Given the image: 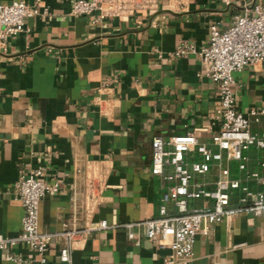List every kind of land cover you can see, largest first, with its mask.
I'll list each match as a JSON object with an SVG mask.
<instances>
[{"label":"crops","instance_id":"obj_1","mask_svg":"<svg viewBox=\"0 0 264 264\" xmlns=\"http://www.w3.org/2000/svg\"><path fill=\"white\" fill-rule=\"evenodd\" d=\"M11 2L38 13L0 51V234L20 228L22 208L13 193L19 171L39 168L46 182L57 183L39 201V232L107 224L81 234L72 264H162L167 248L147 240L141 225L131 228L130 239L123 227L157 212L163 188L150 173L151 138L190 132L208 142L209 134L196 128L212 122L218 106L204 66L173 51L181 42L204 45L210 25L226 29L243 8L218 0H156L153 14L97 20L96 13L71 15L69 0H0ZM245 3L249 9L264 0ZM232 80L237 110L264 108L263 64L246 65ZM249 129L264 130V115ZM245 154L248 169L264 174L258 164L264 150L250 146ZM186 157L199 158L195 152ZM230 168L238 174L234 162ZM58 247L51 239L46 264L56 263ZM8 253L20 264L36 259L19 243L0 249V264H14ZM189 264H264V217L240 212L197 232Z\"/></svg>","mask_w":264,"mask_h":264},{"label":"built area","instance_id":"obj_2","mask_svg":"<svg viewBox=\"0 0 264 264\" xmlns=\"http://www.w3.org/2000/svg\"><path fill=\"white\" fill-rule=\"evenodd\" d=\"M218 1L239 5L244 12L235 15L224 30L210 25L204 45L181 42L173 51L176 57L195 56L215 88L218 106L211 117L212 122L196 128L209 134L208 142H199L190 132L166 140L153 136L150 173L161 179L163 188L156 215L123 224L129 239L132 238L131 228L141 225L147 240L168 249L162 264H189L196 233L207 232L210 226L223 219L240 212L264 217V174L248 169L245 154L250 146L264 150V130L249 129L250 122H257L264 115V108L240 112L235 107L231 90L232 73L249 64L264 65V4L248 9L245 0ZM156 10V0H69L71 15L96 13L97 20L127 17L138 11L153 14ZM37 13L35 7L22 2L0 4V51L4 50L8 38L22 32L25 21ZM214 124L216 129L212 131ZM189 152H195L199 158L188 160ZM231 162L235 163L238 172L235 176L231 175ZM258 164L264 167V161ZM195 175L201 179H195ZM249 182L263 188L252 189ZM56 190L57 183L46 182L39 168L19 171L13 193L22 208L20 228L13 236L0 234V249L21 243L35 253L34 264H46L45 251L51 239H55L59 241L55 264H72L70 251L81 234L107 227L106 222L100 220L93 228L64 227L56 232H39V201ZM190 201L199 203L191 205ZM6 259L14 264L21 262L19 256L10 253Z\"/></svg>","mask_w":264,"mask_h":264}]
</instances>
